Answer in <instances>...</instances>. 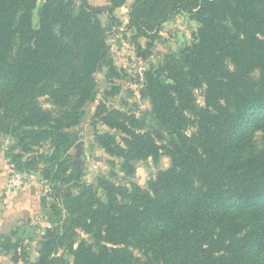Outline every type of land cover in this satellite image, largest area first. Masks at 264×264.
Returning <instances> with one entry per match:
<instances>
[{"label":"trees","instance_id":"trees-1","mask_svg":"<svg viewBox=\"0 0 264 264\" xmlns=\"http://www.w3.org/2000/svg\"><path fill=\"white\" fill-rule=\"evenodd\" d=\"M108 1L43 0L39 7V0H0V136L17 140L19 170L41 169L55 215L59 204L68 213L47 230L35 260L9 237L2 248L24 264H264V146L255 142L264 134V0L130 6L138 36L149 37L176 10L195 13L200 28L178 55L144 74L141 95L154 131L100 101L95 118L120 137L97 133V142L122 160L125 174L118 182L98 179L103 198L82 179L71 129L96 98V73L106 67L117 74L101 15L127 0ZM116 93L108 89L105 98ZM163 156L170 166L143 188L136 163ZM78 230L89 239H71ZM62 249L73 262L58 255Z\"/></svg>","mask_w":264,"mask_h":264},{"label":"rangeland","instance_id":"rangeland-1","mask_svg":"<svg viewBox=\"0 0 264 264\" xmlns=\"http://www.w3.org/2000/svg\"><path fill=\"white\" fill-rule=\"evenodd\" d=\"M135 1L127 0L126 4L117 8L112 16L108 13L101 15L104 25L108 28V47L117 74L110 75L106 67L96 73V98L84 107L80 124L71 129L78 139L73 147V153L84 162L82 179L92 185L103 198L105 194L99 188L98 179L105 176L118 182L124 179L125 174L121 168L122 160L109 156L97 142V133L109 132L120 137L119 132L95 118L100 101H105L109 107L134 113L141 119L142 131H154L158 126L151 114V104L141 95L144 74L152 67L162 65L168 55H178L182 49L195 41L200 28L195 13L176 10L149 37L138 36L137 31L129 27V9ZM42 3L43 0H39L38 6L40 7ZM33 19L37 24L38 12ZM115 87L117 93L105 98V91L108 89L113 91ZM196 96L198 102L204 105L203 90H197ZM41 101L44 107H51L46 98H42ZM255 142L258 147H263L264 134L257 133ZM78 143L81 149L79 154ZM42 151L46 152L47 148ZM17 153H20L17 140L1 135L0 264H24L22 258L16 259L13 249L6 251L2 248L1 243L5 238L9 237L13 244L19 246V252L24 250L29 259L35 260L39 256L47 230L59 225L60 219L68 215L61 204L59 206L62 207V211L55 215L52 205L56 202L51 197L50 183L43 177L41 169L19 170L18 164L14 161V155ZM30 156L31 154H25L19 161H26ZM111 161H115V165ZM170 163L167 156L161 157L158 162L152 157L147 161H139L136 163L135 180L146 188L148 182L160 171L167 169ZM44 197L47 198L46 204L43 203ZM77 232L79 235H72L71 239L77 242L81 238L89 239V236L81 231ZM58 255H64L70 262L74 260L73 256L63 249Z\"/></svg>","mask_w":264,"mask_h":264},{"label":"crops","instance_id":"crops-1","mask_svg":"<svg viewBox=\"0 0 264 264\" xmlns=\"http://www.w3.org/2000/svg\"><path fill=\"white\" fill-rule=\"evenodd\" d=\"M95 6H105L109 4L108 0H89Z\"/></svg>","mask_w":264,"mask_h":264},{"label":"water","instance_id":"water-1","mask_svg":"<svg viewBox=\"0 0 264 264\" xmlns=\"http://www.w3.org/2000/svg\"><path fill=\"white\" fill-rule=\"evenodd\" d=\"M77 148H78V154L80 153L81 149H80V144H77Z\"/></svg>","mask_w":264,"mask_h":264}]
</instances>
